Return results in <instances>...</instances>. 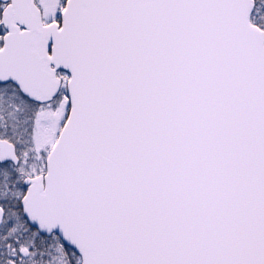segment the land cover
<instances>
[{"label":"snow or ice","instance_id":"obj_1","mask_svg":"<svg viewBox=\"0 0 264 264\" xmlns=\"http://www.w3.org/2000/svg\"><path fill=\"white\" fill-rule=\"evenodd\" d=\"M0 264H264V0H0Z\"/></svg>","mask_w":264,"mask_h":264}]
</instances>
